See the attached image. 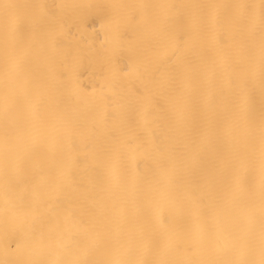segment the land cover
Here are the masks:
<instances>
[{
    "label": "bare ground",
    "instance_id": "6f19581e",
    "mask_svg": "<svg viewBox=\"0 0 264 264\" xmlns=\"http://www.w3.org/2000/svg\"><path fill=\"white\" fill-rule=\"evenodd\" d=\"M0 264H264V0H0Z\"/></svg>",
    "mask_w": 264,
    "mask_h": 264
}]
</instances>
